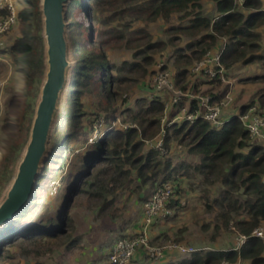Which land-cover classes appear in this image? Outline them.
<instances>
[{
	"label": "trees",
	"instance_id": "1",
	"mask_svg": "<svg viewBox=\"0 0 264 264\" xmlns=\"http://www.w3.org/2000/svg\"><path fill=\"white\" fill-rule=\"evenodd\" d=\"M14 1L21 6L16 10L19 37L8 49L0 50V55L9 56L13 60L17 73L25 78L26 88L23 94H13L6 103L7 110L2 123L5 153L0 161V203L15 177L17 165L23 157L22 152L29 142L33 115L47 72L42 0ZM200 1H68L65 15L74 64L68 70L64 90L65 106L53 126V134L32 202L14 221L0 230V263L8 255L7 247L17 245L15 243L19 240L36 246L33 252L25 253H33L37 257L42 255L43 248L51 250L53 246L66 245L68 251L73 249L78 240H72L69 235L72 201L81 194L103 198V192H108L106 189L109 187L105 186L108 181L106 177L112 175V182L123 184L130 180L133 170L139 179L154 181L153 193L158 186L171 182L175 196L180 197L182 190L177 181L183 174L179 175L178 171L192 168L206 181H211L214 177L223 187L220 195L214 200L215 206L219 208L217 233L220 234L233 226L238 234L247 236V240L238 250L198 251L178 264H222L224 261L236 263L239 260L249 264H264V239L253 235L256 229L264 226L263 147L250 141L240 118L234 117L221 129L204 120H198L194 124H175L167 129L165 143L171 150L167 158H161L155 150L144 152L143 139L153 138L161 132V116L165 110L164 97L136 99L139 110H126V120L132 121L139 128L110 130L100 143L91 145L92 150L86 155L80 172L81 179L76 183L66 205L64 204L62 209L59 208L55 216L27 220L32 210L42 205L39 192L52 179L55 172L53 165L69 164L71 143L78 140L87 141L95 118L105 115L109 124L121 114V107L115 105V100L120 91H129V87H122L131 81L127 75L133 76L141 72L139 75L144 77L149 74L148 70L136 61L141 58L145 64L150 65L153 59L148 56V52L156 50L160 44L153 42L146 27L134 28L135 22L148 26L159 20L168 22L176 14H182V19L188 21V26L174 29L189 37L198 38L190 42L186 49H178L175 52L173 79L183 88L188 84L187 79L192 78L190 68L193 63L203 59L210 51L218 49L221 39L227 40L221 58L228 73L238 63L249 65L264 62V56L256 54L262 49L263 34L259 31L264 27L262 0H246L243 8H239L234 0H213L219 13L216 18L203 14ZM243 9L246 10L245 13ZM103 13H109L105 20L99 16ZM10 15L7 6L0 10V20L7 19ZM126 19H129V22L125 23L122 30L113 28L100 31L98 27L93 26V23L105 26ZM174 30L169 29V32ZM95 34L107 35L109 38L96 43ZM115 40L124 41L125 45L134 50L133 62H125L121 66L110 62L105 48ZM199 80L201 79L196 82L199 83ZM137 82V79L133 80V83ZM86 95H94L99 99L97 112L85 110L82 99ZM255 104L264 110V97L252 99L242 108V113ZM173 138L178 145L186 147L189 154L200 157V164L192 167L183 163L174 167L170 157L173 154ZM97 148L99 153H95ZM66 180L64 179L65 182ZM173 201L174 210L182 208L179 199ZM112 204L113 200L104 199L102 211ZM53 241L57 243L53 244ZM66 241L69 242L66 244Z\"/></svg>",
	"mask_w": 264,
	"mask_h": 264
},
{
	"label": "rangeland",
	"instance_id": "2",
	"mask_svg": "<svg viewBox=\"0 0 264 264\" xmlns=\"http://www.w3.org/2000/svg\"><path fill=\"white\" fill-rule=\"evenodd\" d=\"M9 2H11L14 6L15 10L21 8L18 2L14 0H10ZM202 4L204 8L208 10L210 8L211 0H202ZM108 14L103 13V15L99 16L105 20ZM126 22H129V19H126L125 21L117 20L105 26L93 23V26L96 28L98 27L100 31L113 30V28L122 30V27ZM90 24H92V22H90ZM188 25V21L182 19V14L172 16L168 22L159 20L148 26L141 22H135L133 24L136 29L146 27L147 31L152 36L153 42L159 43L160 47L156 48V50L148 52V56L153 59V62L150 65L145 64L141 58L136 61L141 63L144 69L148 70V75L142 77L139 75L141 72L133 76L127 75L131 81L127 82L122 87H129V91H120V95L115 100V105L121 107V114H118L116 118L121 119L122 123L130 122L133 124L132 121L126 120V117L128 116L126 110L129 108H131L134 112L139 110V107L135 102L136 99L144 97L149 99L146 92L149 89V84L158 69L159 63L166 61V63L170 64L171 68L174 69L176 65L175 52L178 49H186L190 42L198 39L189 37L183 32L174 30L175 28L186 27ZM169 29L174 31L169 32ZM260 32L263 33L261 41L262 49L256 54L264 56V27L261 28ZM18 37L19 30L18 23H16L12 29L8 31V33L0 35V50L8 49ZM94 38L96 43H99L101 40L109 38V36H99L98 34H95ZM105 49L112 64L121 66L125 62L134 61V50L125 45V42L122 40L111 41ZM69 60L71 65H73L74 59L72 57L70 46ZM230 71L233 81L235 84H238V87L240 86L239 93L244 96L245 101L249 102L257 97H264L263 61L255 62L249 65L238 63L233 66ZM135 79L138 80L137 83H133V80ZM25 88V78L17 73L13 60L9 56L0 55V161L5 153V137L2 132V123L7 110L6 103L13 94H23ZM40 94L36 108L40 100ZM65 94L66 91H63L57 116L64 109L66 102ZM82 100L87 112H97V105L99 104V99L97 97L94 95H86ZM35 113L33 115V120L35 118ZM52 134L53 130L51 135ZM159 134L153 138L145 139H154L158 137ZM90 137L91 134L88 136L86 142L84 140H78L71 143V151L69 152L70 162L68 165L58 166V163L53 165L55 172L52 179L48 181L39 192V200L42 202V205L35 207L27 220L33 221L43 216H55L58 209H62L64 204L66 205L74 187L76 186V183H78L81 179L80 172L84 166L85 157L92 150L91 145L88 146ZM171 142L174 152L170 157L174 167L178 166L183 159L189 166H196L198 158L189 154L186 147L178 145L174 138ZM148 150L150 149L144 144L143 151L147 152ZM24 152L22 153L24 154ZM95 153H99V148H97ZM127 169H129V167H127ZM131 172V177H135L134 180H130V182L129 180L124 183L122 182L123 184H120L118 181L112 182V175L106 177L105 179L108 181L105 182L104 179V182L105 186H109L106 189L108 192H103L104 197L101 199L91 197L88 194H81L73 199L70 208L72 224L69 230V235L71 236V239H78L77 236H74L76 234V230L74 227L73 216H78L79 219L83 220L85 228L91 226H93V228H97L96 234H98V238L91 244L86 242V240H83V237L79 238L80 241L78 240L77 243L79 242L80 245L83 246H79L75 252H101L100 254L105 255L104 260L108 261L110 249L115 241L124 235L133 236V234L139 230V226H141L140 215L142 213L141 201L145 197L148 198L152 195V184H154V181H143L142 179H138L135 171L131 170ZM149 173L151 174V172ZM182 174L183 176L180 177L181 179L177 181V183L181 185V189L183 191L180 195L182 208H177L175 210L176 214L174 213L171 218L165 220V224H162L156 229L158 237L153 240V245L160 246L170 243H180L193 245L196 248H209L212 250H226L236 247L239 242V235L235 227L231 226L229 230H224L220 234H218L216 230L219 208L215 206L214 200L223 190L221 184L217 182L214 177L211 178V181H206L201 174L197 173L192 168L183 169ZM159 178H161V176ZM64 179H67L66 182ZM156 183L157 182H155V184ZM111 197L115 198L116 204L114 205L113 203L108 206L105 211H102L101 206L103 204V200H109L108 198ZM175 198L177 197L175 196ZM261 228L264 230V226ZM128 232H131V234ZM68 242L69 241H66V244ZM52 243L56 244L57 242L55 243V241H53ZM15 244L17 245L7 247V258L16 256L23 262L32 263L36 260V262L40 264H45L46 261H52L55 264H58V256H60L66 246H53L51 250H45L43 248L42 255L37 257L33 253H25L33 252L32 250L36 248V246L31 245V243L19 240Z\"/></svg>",
	"mask_w": 264,
	"mask_h": 264
},
{
	"label": "built area",
	"instance_id": "3",
	"mask_svg": "<svg viewBox=\"0 0 264 264\" xmlns=\"http://www.w3.org/2000/svg\"><path fill=\"white\" fill-rule=\"evenodd\" d=\"M0 0V10L6 6L10 10V17L0 21V35L10 31L17 23L16 10L9 2ZM239 8H243L246 0H234ZM222 51L207 53L203 59L195 61L190 68L192 82L186 88L180 87L174 81V71L166 61L159 63L158 69L151 80V99L166 97L165 110L161 117L162 131L158 137L146 140L144 144L151 150L159 153L161 158H167L171 150L166 147L165 138L168 128L175 124H194L198 120H204L213 127L221 129L230 119H226L224 111L233 103L234 82L229 77L227 69L222 63ZM201 79L208 88L194 87V80ZM227 88V89H225ZM244 128L249 134L250 141L260 144L264 149V110L257 104L249 106L243 113L238 115ZM138 128L130 122H121L116 118L109 125L107 117L101 115L94 119L89 145L100 143L110 130H129ZM175 198L174 186L171 182L157 187L151 198L144 204L145 224L142 231L131 237H121L115 241L108 256L109 264H130L138 250H144L152 261L161 260L169 251H177L183 257H190L200 249L180 243L166 245H153L149 238V228L157 218L168 219L175 213L172 207ZM264 239V230L260 227L253 233ZM238 245L242 246L247 236L239 234ZM223 264H249L245 261L231 263L224 261Z\"/></svg>",
	"mask_w": 264,
	"mask_h": 264
},
{
	"label": "water",
	"instance_id": "4",
	"mask_svg": "<svg viewBox=\"0 0 264 264\" xmlns=\"http://www.w3.org/2000/svg\"><path fill=\"white\" fill-rule=\"evenodd\" d=\"M69 0H42L43 36L47 72L41 88L30 139L15 177L0 203V230L25 211L35 195L42 163L46 158L53 126L67 83L69 60L68 23L65 7Z\"/></svg>",
	"mask_w": 264,
	"mask_h": 264
},
{
	"label": "crops",
	"instance_id": "5",
	"mask_svg": "<svg viewBox=\"0 0 264 264\" xmlns=\"http://www.w3.org/2000/svg\"><path fill=\"white\" fill-rule=\"evenodd\" d=\"M262 1H263V9H264V0H262ZM200 3L202 5L203 14L213 16L215 18L219 17V13L217 12V9H216V4L213 0H211L210 8L208 10H206L204 8V6L202 4V0L200 1ZM207 11H209V12H207ZM242 11H244V13L246 12L245 9H243ZM260 31H261V29H260ZM226 42H227V40L221 39L219 41V44H218V49H215V50L210 51V52L213 54L221 52L224 49ZM173 71H174V69H173ZM230 73H231V71H229L228 75L232 79ZM196 80H194V87H196V88H200V87L208 88V86H206L207 84L204 81L199 80L198 81L199 83H197ZM187 81H188V84H190L192 82V80L190 78ZM232 81H233V79H232ZM150 84H149V89L146 92L148 94L149 99H151ZM239 88H240V86L238 87V84L237 83L235 84V82H234L233 103L231 104V106L227 110L224 111V116L226 117L227 120L230 119L231 117L234 118V117H237L238 115H240L242 113V108L244 106L248 105V103L251 101V100L249 102L245 101L244 96L239 93ZM164 100H166V97H164ZM173 152H174V150L172 151V153ZM192 156H194L195 158H198L197 159L198 162L196 163V165H199L200 164L199 162L201 161L200 157H198L196 155H192ZM183 163L187 164V162H185L184 159L181 160L180 164H183ZM182 171L183 170H179L178 173L182 174ZM186 172H187V170H186ZM134 178L135 177H133V178L130 177V180L133 181ZM130 180H129V182H130ZM180 188H181V185H180ZM149 198L150 197H148V198L145 197L144 199L141 198L142 199V201H141L142 213L140 215L141 226H139V230H137L133 235L139 234L144 227V224H145L144 204H145V202H147L149 200ZM108 199H109V201L113 200L114 205L116 204L115 198L111 197ZM174 199H179V203L182 204V202H181L182 200L180 197H177ZM165 220L166 219L157 218L154 221L153 225L149 228V238H150L152 244H154L153 240L158 237L156 234V232H157L156 229L159 228V226H161L162 224H165ZM73 222H74V227L76 230V234L74 236H77V238H78V239H73V240H79V238L83 237V240H86V242L91 244L92 242H94L98 238V234H96L97 228H93V226L85 228L84 221L79 219L78 216H73ZM128 233L131 234V232H128ZM79 246L82 247L83 245L81 246L80 243L78 242L75 245V247L69 251L66 249V246H65V248L63 249V252H61L60 256H58L57 261L59 263L58 262L57 263L58 264H109L108 261L104 260L105 255L100 254L101 252H75V250ZM188 246H193V245H188ZM193 247H195V246H193ZM240 247L237 244L236 247L229 248V249L238 250ZM197 249H200L201 251L212 250L209 248H197ZM213 250H216V249H213ZM102 253H104V252H102ZM190 257H183L181 254H179V252L172 250V251L167 252L161 260L152 261L151 259H149V257L147 256V254L144 250H138L136 252V254L134 255V258L130 264H178L181 260H183L185 258H190ZM0 264H40V263L36 262V260L33 261L32 263L31 262L27 263V262L21 261L16 256H11L7 259L2 260ZM45 264H55V263L52 261H46Z\"/></svg>",
	"mask_w": 264,
	"mask_h": 264
},
{
	"label": "bare ground",
	"instance_id": "6",
	"mask_svg": "<svg viewBox=\"0 0 264 264\" xmlns=\"http://www.w3.org/2000/svg\"><path fill=\"white\" fill-rule=\"evenodd\" d=\"M67 78H68V74H67Z\"/></svg>",
	"mask_w": 264,
	"mask_h": 264
}]
</instances>
